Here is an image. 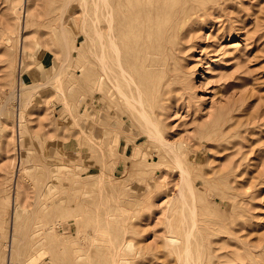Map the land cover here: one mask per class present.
<instances>
[{
	"label": "rangeland",
	"instance_id": "obj_1",
	"mask_svg": "<svg viewBox=\"0 0 264 264\" xmlns=\"http://www.w3.org/2000/svg\"><path fill=\"white\" fill-rule=\"evenodd\" d=\"M93 1L0 0V264H183L180 170L116 94ZM171 3L166 34L121 44L123 87L188 169L197 264H264V0Z\"/></svg>",
	"mask_w": 264,
	"mask_h": 264
},
{
	"label": "bare ground",
	"instance_id": "obj_2",
	"mask_svg": "<svg viewBox=\"0 0 264 264\" xmlns=\"http://www.w3.org/2000/svg\"><path fill=\"white\" fill-rule=\"evenodd\" d=\"M93 2L95 5L94 6L95 12H96V9H98L97 7L102 5L103 8L106 9V12L108 14L107 16L108 27L106 26L105 27L108 28V31H109L108 33L106 32L108 36L106 37L108 38V45L113 51L114 59H115V82H113V87L115 88L116 94L122 98L124 103L129 108H133L137 112L138 117L141 121V124L144 127V131L147 133V135L152 140H155L157 143H159L161 146H165L172 153L174 166L180 170L181 180H182L181 181L182 186L180 188V203H181L180 206H181V213L183 214V217L186 216L187 218V225L184 226L185 228L182 233L181 241L175 235L169 236L168 238H166V241L167 242L170 241L172 244H175L177 242H182L181 254L183 255L182 256L183 264H197L198 263L197 261L199 260L200 255L198 251L193 248L194 247L193 244H195V240H192L196 234L197 212H196V205L194 202V192H193L194 189L189 179L188 169L186 168V166L180 159L178 152L175 151L172 143L164 139L159 128L157 127V124L151 119L149 114L144 109L143 100H142V97L139 91H137V93L132 92L133 93L132 94L124 89V87H127V86L131 87V83H133L134 81H133L132 74L130 73L128 69V66L125 64L123 60V52H122L123 48L121 44H125L131 41L132 45L141 46L144 44L143 39L145 38L149 39L152 35L155 36L159 34V36H161L162 34H166L163 31L164 27L163 29H161V27L165 24L164 19L167 16L174 15L177 12L178 8L172 5L173 3H171V0H114V1L113 0H94ZM189 3H191V1ZM21 7H22V3L20 2L19 8ZM95 17L97 16L95 15ZM114 17H115V40L111 34L112 29H114V24L112 23V20L114 19ZM61 34L63 35V39L65 40L66 36L64 34L63 28H62ZM96 34L100 39L103 37V34L100 33L98 30H96ZM135 34L136 36L139 35L138 36L139 38L137 39L138 43L132 42V38H134ZM140 40L142 41V43ZM104 44H105V40H104ZM68 53H69V47L66 46V50L64 53L66 56L65 58H67ZM98 60H99L101 69L106 73L107 68L109 66L107 65V56H106L105 48H103L101 53L98 54ZM59 74H60V71L55 72L50 77V80L52 81V86L54 87V91L62 97V100L65 102V105L68 108L67 102L65 101L64 90L62 88ZM99 82H100V78L97 81L95 88H99V85H100ZM22 91L20 89V91L17 93L19 97L20 95L22 96L23 93L25 94V91L24 92ZM17 115L18 116L16 119H17V125H18V137L21 140V135L23 133L22 122L24 121V118H25V112H24L23 107L22 108L20 107V110L18 111ZM186 191H188L190 196H192L190 197L191 198L190 201L186 199V198H189ZM197 230L199 229L197 228ZM168 231L170 234H173L175 232L172 228H170ZM41 258H42V253L35 255L31 259L30 263L28 264H33L34 262L39 261ZM44 263L45 262H43V264Z\"/></svg>",
	"mask_w": 264,
	"mask_h": 264
}]
</instances>
